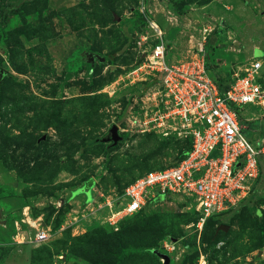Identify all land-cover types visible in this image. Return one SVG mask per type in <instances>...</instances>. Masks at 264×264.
I'll use <instances>...</instances> for the list:
<instances>
[{"label":"rangeland","instance_id":"rangeland-1","mask_svg":"<svg viewBox=\"0 0 264 264\" xmlns=\"http://www.w3.org/2000/svg\"><path fill=\"white\" fill-rule=\"evenodd\" d=\"M149 23L169 60L203 55L223 77L259 58L264 86V0H0V264H264V170L201 226L180 198L110 220L129 181L186 145L152 120ZM250 113L240 123L259 139L264 109Z\"/></svg>","mask_w":264,"mask_h":264},{"label":"built area","instance_id":"built-area-1","mask_svg":"<svg viewBox=\"0 0 264 264\" xmlns=\"http://www.w3.org/2000/svg\"><path fill=\"white\" fill-rule=\"evenodd\" d=\"M149 26L155 41L148 45L141 68L143 74H157L160 82L152 120L171 127L161 137L175 132L189 147L176 163L144 171L129 182L110 220L115 223L117 216L135 213L147 204L180 198L197 213L201 226L209 216L237 207L264 170V135L249 138L240 123L243 109L249 113L264 109V86L258 79L262 63L252 58L241 73H229L230 79L221 83L224 76H212L203 55L169 60V46L162 42L160 29L154 23ZM46 236L44 229L37 228L33 239L41 242Z\"/></svg>","mask_w":264,"mask_h":264},{"label":"water","instance_id":"water-1","mask_svg":"<svg viewBox=\"0 0 264 264\" xmlns=\"http://www.w3.org/2000/svg\"><path fill=\"white\" fill-rule=\"evenodd\" d=\"M89 58H97L100 60V61H103V57H100V56H96V55H93L91 53H89ZM117 126L115 124L111 125V127L109 128L108 130V133L103 137L101 138L100 140L103 141V142H109L111 141V145H114L116 144L117 141L121 140L122 137L118 134V130H117ZM44 136V135H43ZM1 214H0V218H1ZM2 220V219H0Z\"/></svg>","mask_w":264,"mask_h":264},{"label":"trees","instance_id":"trees-1","mask_svg":"<svg viewBox=\"0 0 264 264\" xmlns=\"http://www.w3.org/2000/svg\"><path fill=\"white\" fill-rule=\"evenodd\" d=\"M177 11H178V13H180V14L182 13V12L179 11V10H177ZM0 76H1V77H5V76H7V74H6V72H5V73L3 72ZM229 79H230V78H229V75H227V74L225 73V76L221 79V83H225V82H227ZM188 147H189V144H188V142L186 141V145H185V147L182 148L181 151H180V158H181V156L186 152V150H187ZM180 158H179V159H180ZM147 170H150V168L146 169L145 171H147ZM262 173H263V169H261V172H260V176H259V178L262 176ZM139 175H141V174H139ZM139 175H137V176H139ZM137 176H136V177H137ZM136 177H135V178H136ZM259 178H258V179H259ZM133 179H134V178H133ZM133 179H132V180H133ZM132 180H131V181H132ZM131 181H129V182H131ZM90 182L93 183L92 181H90ZM129 182H128V183H129ZM128 183H127V184H128ZM241 202H242V201H241ZM240 204H241V203H239L238 206H239ZM192 211H193V210H192ZM193 213H195V214H196V217H197V213H196L195 211H193ZM214 215H215V214H214ZM211 216H212V215H211ZM209 217H210V216H209ZM209 217H208V218H209ZM208 218H207V219H208ZM207 219H206V220H207Z\"/></svg>","mask_w":264,"mask_h":264},{"label":"crops","instance_id":"crops-1","mask_svg":"<svg viewBox=\"0 0 264 264\" xmlns=\"http://www.w3.org/2000/svg\"><path fill=\"white\" fill-rule=\"evenodd\" d=\"M81 197H86V196H84L83 194H81ZM86 198H87V197H86ZM87 199H88V200L91 199L90 196H88Z\"/></svg>","mask_w":264,"mask_h":264}]
</instances>
